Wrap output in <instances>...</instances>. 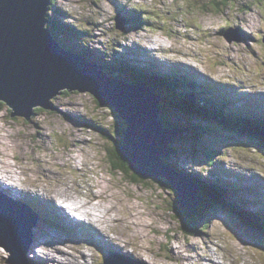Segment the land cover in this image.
I'll list each match as a JSON object with an SVG mask.
<instances>
[{
    "label": "rangeland",
    "instance_id": "rangeland-1",
    "mask_svg": "<svg viewBox=\"0 0 264 264\" xmlns=\"http://www.w3.org/2000/svg\"><path fill=\"white\" fill-rule=\"evenodd\" d=\"M55 1L57 7L64 12V16L68 17L66 20L76 29L71 30L70 35L59 34V38L64 40L65 37H68L70 41L63 42L70 43L67 47L72 50H81L85 54L89 53L88 51H96V57L94 54H88L90 57L97 58L93 60L95 64L99 61L103 64L105 61L111 62L104 56L107 52L110 55L113 53L112 58H115V55L128 53L131 55L129 57L132 59L134 67H136L138 57L141 60L140 65L152 60L159 72L174 67L175 71L182 75V68L183 71L189 70L198 76L203 84L206 82L210 85L219 83L221 87L219 90L229 89L231 92H234L235 83H238L236 74L238 75L241 70H244L245 75L242 78L247 84L245 85L247 89H251V94L253 90H264V7L260 9L253 3L246 4V7L245 2L250 0H236L235 5H223L220 8L221 11H216L212 7L203 9L209 0H186L185 2L182 0ZM187 1L190 3H186ZM123 3L128 9V11L125 9L124 13H131V8L136 10L133 4H137L141 10L135 12L136 15L142 14L144 19L151 17V20L146 19L147 25L139 30L134 29L135 32L128 37L129 32L122 34L117 31L116 24L112 20L114 13ZM50 14L55 18L53 11H50ZM120 16L119 14L117 17L120 18ZM130 22L133 23L132 20ZM139 25L141 24L139 23ZM228 29L238 30L239 37L234 34V39L227 40L225 32ZM141 35L143 38L140 37ZM114 47L119 48V51ZM142 57L148 58V60L144 61ZM107 65L105 67L109 70V67L112 68L111 73L120 71L114 69L112 62ZM100 67L103 69L101 65ZM128 70L124 72L127 73ZM180 88L178 86L177 90L181 91ZM185 91L190 94L188 90ZM205 92L206 89L191 91L195 96L201 95L199 101L207 99L203 96V94H208ZM90 94L87 90L80 91L76 88L69 94L62 92L55 97H49V105L54 104L56 108L38 109L32 113L30 120L24 115H11L12 108L8 104H0V174L10 176L6 171H17L19 174L16 176L21 177L23 186L51 190L47 193H53L56 196L58 195L56 186L62 182L71 186L72 190L75 187L80 189L79 185H81L83 194L77 191L66 192L77 201L88 199L89 190L85 188L86 186L93 184L91 187L93 188L98 185V193H105L108 197L105 202L108 201V205L111 206V216L115 215L124 219L127 221V225H130L123 226L124 229H122L120 224H115L116 229L120 231L119 234L121 233L123 238H127L126 231L130 229L131 241L135 244L138 241L144 248L141 252L144 253L143 259L148 264H152L153 261L162 264H192V262H196L197 255L203 252L201 245H208L215 238L238 251L231 254V251L224 247H221L219 251L211 248L208 254L216 261H220L218 264L221 262L230 264L231 255L243 257L246 264H251V262L264 264V243L259 240L256 232L241 226L236 227L237 224L234 223L231 225L225 221L231 218L219 213L215 214L216 219L212 220L209 230H204L195 224L198 230L183 233V219H181L182 226H180L179 220L172 216L174 213H172L171 201H175V199L167 186H162L160 182H153L152 178L141 177L137 174H134L135 177L141 180L135 179L131 182L127 175L131 171L112 168L111 163L121 164L122 161L117 158L111 141L103 138L101 134L105 130L103 127L113 128L111 127L113 126L112 120H114L113 110L112 107H96V104L90 99L92 95ZM238 95L241 93L239 92ZM208 96L212 102L218 100L216 90ZM247 97L245 95L243 98L248 99ZM255 97H257L256 101L260 100L264 107V95H261L260 98L257 95ZM201 103L203 104V102ZM38 107L40 105L32 106V108ZM162 108L168 107L162 104ZM245 111H247L246 108L238 110L240 114L246 113ZM77 114H81L82 117L89 120L91 126L85 124V120ZM252 115L254 116L253 112H249L245 116L253 117ZM168 116L183 118L184 121L193 123L191 125L186 123L187 130L197 127L198 124L206 126L210 120L202 119L196 115L193 119V117L185 116L184 113L177 111L171 114L167 110L163 117ZM103 120V125L96 124ZM205 132L206 130H203V134ZM217 132L220 133L218 139L215 137V132L210 135V141L218 145H221L222 142L228 143L225 147L218 148L217 154L221 156L217 160L218 164L223 167L229 166L230 175H240L244 185L257 184L260 187H253V189L260 188L261 192H264V183L262 185L259 183V177L264 180V144L260 142L261 151L259 144L258 146L254 144L255 140H252L248 145L238 135L234 142L230 139L232 141L230 143L228 142L230 140H227L230 135L223 133L220 128ZM206 135L202 136L204 140L208 137ZM204 140L201 146L197 140H194V146L192 143L190 144V141L177 145V154L173 155L179 156L178 163L181 164V167L184 165L185 172H197L204 177L209 176L208 171H200L204 166L205 157L195 149L212 146L211 143H206ZM235 142L244 146L243 148L247 152H244L238 144L236 146ZM208 149L211 152L215 150L213 147ZM208 149L206 150L208 151ZM231 150H233L232 154ZM194 156L197 162L191 163L189 158ZM201 165L202 167H200ZM131 174L133 175L132 172ZM251 174L259 176L258 179H252ZM0 184H2L1 181ZM2 188L5 192L12 190L6 185ZM242 196H246L243 191H239L235 195L236 198ZM227 200L234 202L236 199L227 198ZM198 206L199 204L195 207L199 211ZM102 214L106 215L105 212ZM187 215L188 218L193 216V214L183 212L186 219H188ZM111 216L108 218L109 223H114ZM185 224L188 227V221L185 220ZM0 237L5 244V248L0 246V264H30L29 258L40 253L39 249L33 248L31 245L25 257L22 255L13 256V253L7 251L9 240L18 239V237L9 236L6 232L0 233ZM224 241H228V244ZM85 243L82 250L77 252L76 259L84 261L82 251H85L93 257L91 259L90 256H85L87 264L97 263L94 259L99 261V254L93 255V252L88 249L90 245ZM192 245L196 249H193ZM180 246H183L181 250H179ZM61 247L68 251V247L63 245ZM40 249L46 253L53 251L51 247H41ZM176 255H179L178 258L175 257Z\"/></svg>",
    "mask_w": 264,
    "mask_h": 264
},
{
    "label": "water",
    "instance_id": "water-1",
    "mask_svg": "<svg viewBox=\"0 0 264 264\" xmlns=\"http://www.w3.org/2000/svg\"><path fill=\"white\" fill-rule=\"evenodd\" d=\"M49 3L50 0H0V99L12 108L11 115L29 119L32 106L50 108L48 98L62 88H68L69 92L76 88L89 91L100 106L112 107L127 124L123 133L125 144L120 150L132 173L166 178L179 207L194 208L199 200L196 191L191 192L187 186L189 180L184 182L178 173L172 175L173 180L163 172L165 164L160 159L171 151L167 147L171 139L165 136L160 119L162 99L140 82L132 84L108 78L78 54L77 59L73 52L65 51L44 28ZM115 20L116 27L121 29L119 22L124 25L125 21L118 17ZM234 34L239 37L234 29H228L225 38L230 41ZM80 58L93 67L85 68ZM30 220L29 217L27 225ZM16 234L11 236L23 238V232ZM25 240L27 243L28 239ZM1 241L0 237V244L5 246ZM260 241L264 243V239Z\"/></svg>",
    "mask_w": 264,
    "mask_h": 264
},
{
    "label": "bare ground",
    "instance_id": "bare-ground-1",
    "mask_svg": "<svg viewBox=\"0 0 264 264\" xmlns=\"http://www.w3.org/2000/svg\"><path fill=\"white\" fill-rule=\"evenodd\" d=\"M119 25L121 28L120 30H122L123 29L122 23L119 22ZM235 32L237 33V30H235ZM65 44L69 45L70 43H65ZM63 47L65 48L64 49L65 51H70V52L76 53L79 56H81L82 58H84L86 61H88L90 64H92L94 67L96 66L95 63L93 62V60L97 59V58L90 57V56H88V54H85L81 50H72L66 46H63ZM137 47L139 48L138 45H137ZM79 52H82V53H79ZM129 56H131V55H128V53H127L124 55L123 58H126L128 60V63L132 66V59ZM143 60L147 61L148 58H146V59L143 58ZM140 61H141L140 57H138L137 62H136V67L143 68V70H145L146 72L140 71L142 78H139L140 76H137V75L132 76V74L130 73L131 78L137 79V77H138V79L143 81V82H145V80H150L149 78L151 76H153L154 79H157V74H161V73H159L158 71H156L153 68V65H154L153 61L150 60V61H148V63H145L144 65H140V63H139ZM99 65H101V64L99 63ZM113 66H115V65H113ZM115 67H116L115 69L119 71L118 67L117 66H115ZM96 68L99 71L104 72V70L100 66H99V68L98 67H96ZM109 72H110V70L108 69V71H106L104 73L108 74ZM118 73L121 76H125V78H127L126 77L127 74H125V72L119 71V72H116L115 75L116 74L118 75ZM164 74H169V70L165 71ZM166 76L167 75H164V78L172 79L171 77H169V76L166 77ZM191 77H196V76H194V73H192ZM114 79H118L119 81H125V80H122L121 78H117L116 76H114ZM177 81L179 82V83H176L177 87L180 86L181 91L183 92L184 87L182 86V84L180 83L179 80H177ZM216 87H218V88H216ZM213 88L218 93V96H217L218 99L221 96H224L225 98H227V100L224 99L221 102H220V100H218V102L221 105H223L224 108H228L230 111H232V113H233V110L236 108H239V109L240 108H246L248 111L253 112V114L256 117L258 115H262L264 113V109H263L264 107H262L260 100L256 101L257 97L245 99L242 97L245 95H242V94L238 95V93L240 91H235V90H234V93H232L230 90H227V92L222 91V92H226V94H224V95L219 94V91H220L219 89H221L219 83H216V85H213ZM65 89L68 90V88L59 89L58 90L59 93L52 95V97H55L56 95H58L62 92L66 93V92H64ZM145 89L147 90L146 87H145ZM71 90H73V89H71ZM148 90H150V89H148ZM215 90H214V92H215ZM151 92H153V91H151ZM153 93L161 98V96L158 95V93H155V92H153ZM250 95H253V94H251V92H249V95H246V96H250ZM203 96H205L207 99H204L203 101H199V102H203L204 104H209L211 99H209V97H207L206 95H203ZM207 101H209V102H207ZM249 102H250V104H249ZM225 104H230V107L229 106L226 107ZM50 106H51L50 108H54L53 104ZM207 106H210V108H214L216 106V103L210 102V105H207ZM233 106H234V108L232 109ZM32 115L33 114H31L29 116V120L32 117ZM75 160H76V158H75ZM127 165H129V164H127ZM6 172L9 173L10 176L15 177L18 180H20V177L16 176L17 174H19L17 171L10 170V172H8V171H6ZM250 177L252 179H258V177L254 174H251ZM1 178L6 182V184L2 182V185L3 186L6 185L10 189H12L10 191L5 192V190L2 187H0L1 195H10V196H13V194L19 195L17 197L18 202L19 201L25 202L26 199L39 201L40 199L35 198V197L42 198V201H40V203L43 206L47 207L49 210L54 212V216L52 218H49L48 221L53 223L54 225H56L60 229L66 230L67 232H69L72 235L87 236L89 241L93 242L94 245L100 250L101 249L107 250V251L112 250V251L123 253V252L129 251V248H132L133 252H138V253L144 255V253L141 252L142 250H144V248L140 246L139 242L137 241V244H135L133 241H131L130 229L126 231L127 232V238H123L121 233L119 234L120 231L118 229H116L115 224H120L122 229H124L123 226L128 227L130 225H127V223H126L127 221H125L124 219L118 218L115 215L111 216V211H110L111 206L108 205L109 204L108 201L105 202L107 195H105V193L104 194L98 193V191H97L98 185L93 187V188H90V190L88 191V199L87 200L84 199V200H79V201L75 200V198L72 195L66 194V192L77 191V192L83 194L84 192H82L81 189H79V188L77 189L75 187V189L72 190L70 188L71 186L65 184L64 182H62L59 186H56L57 194H58L57 196H62V197H65L66 199H68L69 200V203H67L68 206L71 208L74 206L76 209H78L83 214L84 217H82L81 219H82V222H84V224L86 226V228H85L86 231H83L81 229V231H82L81 232V231H77L75 229H71L72 227L71 228L68 227V226L74 224V220L72 218H70L65 212H63L62 209L55 206L54 199H55V197H57L56 194L46 193V197H45L44 195L40 194V191L32 190V189H29L27 187H24L21 190L17 189V188H13V187L11 188V186H9V184H13L14 182L9 181V178H7L5 176L4 177L2 176ZM193 184L196 186V183H193ZM211 185H214V184L211 183ZM207 186L208 185H206L205 188H213L214 187V186H208V187ZM242 188L244 189L245 186L242 185ZM227 191H229V190H227ZM31 196H32V199H29L28 197H31ZM42 202H44V203H42ZM5 204L7 207L3 204H0V227H2L5 230V232L7 233V235H9V236H11V234H14V233H17L16 235H20V233L24 232L25 226L29 222V216L28 215H22V213L19 211V209L15 208L16 207L15 205L9 204L7 202H5ZM112 205H114V204H112ZM252 206H254V203H252ZM7 208H9V209H7ZM10 208H12V209H10ZM102 212H105L106 215L102 214ZM261 214H262V212L260 210H258L257 213L255 214L256 219L258 220L257 224L264 225V222L259 220V215H261ZM110 216L113 218L114 223H109L108 218H110ZM129 216H131V215H129ZM246 216H247V218H249V213H246ZM80 217L81 216H78V218H80ZM30 222H32V220H30ZM131 225H133V224H131ZM120 230H121V228H120ZM0 231L2 234L3 230L0 229ZM86 234H88V235H86ZM134 237H135V235H134ZM62 238H63V234L58 235V240L61 241ZM15 239H16L17 245L15 246L10 242L8 245L9 248L7 249V251L10 252L11 254L13 253V256H16V255L20 256V255H22L26 240H25V238H21V237H18V239L17 238H15ZM38 246L40 248L41 247H43V248L47 247L43 243H39ZM51 248H53V251H51V253H46L45 251L42 250V257H39V255H33L30 259L34 260V262H35L34 264H84V263L87 264V259H85V256L86 255L88 256V254H86L85 251L84 252L82 251L84 261L83 260L79 261L76 259L78 256L77 252L79 251V248H77L75 250H71V252L64 251L60 246H53ZM181 248H183V246H180L179 250H181ZM180 252H178V253H180ZM177 256H179V255H176L175 257H177Z\"/></svg>",
    "mask_w": 264,
    "mask_h": 264
},
{
    "label": "trees",
    "instance_id": "trees-1",
    "mask_svg": "<svg viewBox=\"0 0 264 264\" xmlns=\"http://www.w3.org/2000/svg\"><path fill=\"white\" fill-rule=\"evenodd\" d=\"M182 1L185 2L186 0H182ZM92 2H96V0H92ZM186 3L189 4L190 2L187 1ZM252 3L255 4L256 6H258L260 9L262 7H264V0H250V1H246L245 2V6H246V4L250 5ZM235 4H236V0H209L208 3L203 6V9H204V7H206V8L212 7L216 11H221L220 8L223 5L232 6V5H235ZM133 5L136 8V10L133 9L134 12L135 11L138 12V10H141V9L138 8L137 4H133ZM49 6H50L49 9H58L59 11L64 13L61 10V8L57 7V3H56L55 0H50ZM181 8H182V6H181ZM243 8H245V7H243ZM129 17L133 21V23H138L140 21V17H142V15L140 16L139 14H137L134 17H132L130 15ZM46 18H47V21L44 22V28H45V30H47L49 32L51 37H53V38H55L57 40V38L59 39V34H62V35H64L65 33L69 34L68 27L65 24L59 23V21L54 19L53 16H51L49 11L47 12ZM146 19L151 20V17H148V18L146 17ZM59 40H61V38ZM60 42H61V44H63L62 46H66V47L68 46L62 40ZM114 49H119V48L114 47ZM79 53H82V52H79ZM111 56H112V54L110 55V53H108V52L105 54V58L109 57V60L113 63V65H115L117 67L119 66L118 69L120 68L119 70L121 72H124L127 69H129V70L127 71V73H125V74H127L126 75L127 78H125V76H121L119 74L115 75L116 72L115 73H111L112 68L109 67L110 68V72L107 74L109 76H113V77L116 76L117 78H121L122 80H125V81H127L129 83H137L139 81L138 77H137V79L131 78L130 73L132 74V76L133 75H135V76L137 75V76H140L139 78H142V75H141L140 71L146 72L145 70H143V68L131 66L128 63V60L126 58H123V54L116 55L115 58H112ZM111 62L105 61L104 64H103V63H101L99 61V63L103 67V69L106 70V71L108 69H106L105 66L107 64L111 63ZM115 66H114V69L116 68ZM153 68L156 71H158L155 64L153 65ZM176 72H178V71H175V70L174 71H169V74H164L165 72H159L161 74H157V79H154L153 76H151V77L149 76L150 77L149 79L151 81L150 80H145L144 83H145L146 86H148V88L151 91H153L155 93H158V95L161 96V98L163 99L164 102H166V101L168 102L166 104L167 107H169L171 109H175V110H177L180 113H184V114L190 115V111L189 110H192V111L197 112V113H203V114L205 113V114L211 115V117H210L211 119H213L214 117H216L219 120L226 119V116L228 115L226 113H228V112L226 111V108H224L223 105H221V104L219 105V104L216 103V105H218V106H215L214 108H210V106H207V105H210V102H209V104H204V103L201 104V102H199V96H201V95L195 96L193 93H191L192 90H201V91L205 90V84H203L202 82H199L200 81L199 78L191 77L188 74L180 75V72H178L177 74H173V73H176ZM164 75H167V76L171 77L172 79L164 78ZM177 80H179L180 83L182 84V86L184 87V91L183 92L177 90V84L176 83H179ZM180 90H181V88H180ZM185 90H188L190 92V94H188ZM64 92H66V94H69V91L67 89H65ZM90 99L96 104V107L97 106L100 107V105L98 104V102H97V100H96V98L94 96L91 95ZM209 99H211V98L209 97ZM211 103H213V102L211 101ZM0 104H6V102L0 99ZM172 104H177V105H180V106L186 107V108H178L177 106L172 105ZM53 107L56 108L54 106V104H53ZM41 108H43V107L33 108V111L36 112L38 109H41ZM161 108H162V106H161ZM9 109H11V108H9ZM112 112H113L112 117H113L114 120H112L113 126H111V127H113V128L106 129L105 127H103L105 130H103L104 134H101V136L103 138L108 139L109 141H111L112 146L116 150L117 158L122 161L121 164L113 163L114 168L116 167V168L120 169L121 171L125 170V171L130 172L131 170L128 168L127 163L124 160H122L123 158H122V155H121V152H120V149H119V147L121 145H123V133L126 130V128H125L126 125L124 124L123 120L120 118V116L116 112H114V111H112ZM194 115H196V114H194ZM241 117H245V116H241L237 112H234L233 115H228V118H230L231 120H234L235 122H241L244 125L248 124V128L249 129H260V131L264 133V129L260 127L259 123H256L254 121L250 122L248 119L246 120L245 118H241ZM103 123H104V120L102 122H99V123H96V124L97 125L98 124L103 125ZM220 123L221 124H218V123L216 124V122L210 121V126L206 125V127H202V126L198 125V127H196V128L194 127L192 129V132L196 133V134H200V132H203V130H206L207 133H213L214 134L216 132L217 134H220L219 132H217V130L220 128V130H222L223 133H228L229 135H231V137L229 139H227V140L232 139V141L234 142V140L237 139L238 135H240L242 133H245L247 135L246 136L242 135V138L245 140V143H247L248 145H250L252 140H258V141H260L261 143L264 144V138L263 137H261L259 135L249 134L248 132L245 131L246 129L244 127L239 126L236 123L235 124L231 123V122H229V123L228 122H220ZM165 125L166 126H171V127H178V128L181 126L180 123L176 122V121L169 122L168 124H165ZM233 126H236L235 127L236 130H235V128ZM232 141L230 140L228 142L231 143ZM237 144H238V146H241V149H243L244 146L240 145L239 143H236V146H237ZM222 145H225V143L222 142ZM226 145H228V143H226ZM195 149L197 150L198 148H195ZM206 154L210 155V157H209L210 160H209L208 164L212 165L214 163V161L218 157L217 153H215V152L208 153L206 151ZM164 161L169 163V159H167V158ZM131 172L127 174L128 175V179L131 180V182L135 181V179H138V181L141 180L140 178H136L134 174H133L134 175L133 176L131 174ZM211 172L213 173L214 170H211ZM151 180L153 182H156V181L160 182V184L162 186H168V189L170 191H173V188L169 185V182L167 181L166 178L159 177L157 179L152 178ZM211 182H213V180L212 181H208V180L204 181L201 177L198 178L199 194L202 196V200H203L199 204V206L197 207L199 209V211L196 209V207L195 208H191V209H184V208L180 209V208H178V206L176 204V200L175 201H171L172 205H173V209H172L173 212L172 211L171 212L174 213L172 216L174 218L178 217V219H180V220L183 219V227H182L183 233L193 232V231L197 230V228L195 227V224L197 225L199 223V221H201V219L203 221V224H208L209 223V216L207 215L205 210L207 208L211 207L216 201H217V203L219 202L218 201L219 200L218 193H216V191H214V188L215 189H218V188L215 186L214 183H213L214 185H211L210 184ZM209 184L211 186H214V188H205L206 185L209 186ZM217 191L219 193L221 192V190H217ZM183 212L184 213H189L190 215L193 214V216L190 217V215H189L190 218H188V215H187L188 219H186L183 216ZM223 213H226V214H229V215H236V214H233L231 212H223ZM241 216H242V214H241ZM243 216L247 220H251L250 219V214H249V218H247L246 215H243ZM185 220L188 221V227L185 224ZM256 221H258V220L256 219ZM181 226H182V224H181ZM262 226L264 227V225H262Z\"/></svg>",
    "mask_w": 264,
    "mask_h": 264
},
{
    "label": "clouds",
    "instance_id": "clouds-1",
    "mask_svg": "<svg viewBox=\"0 0 264 264\" xmlns=\"http://www.w3.org/2000/svg\"><path fill=\"white\" fill-rule=\"evenodd\" d=\"M61 12V11H60Z\"/></svg>",
    "mask_w": 264,
    "mask_h": 264
}]
</instances>
